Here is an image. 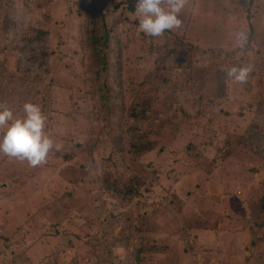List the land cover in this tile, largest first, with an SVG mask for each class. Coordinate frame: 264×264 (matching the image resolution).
Masks as SVG:
<instances>
[{
  "label": "rangeland",
  "instance_id": "374dc122",
  "mask_svg": "<svg viewBox=\"0 0 264 264\" xmlns=\"http://www.w3.org/2000/svg\"><path fill=\"white\" fill-rule=\"evenodd\" d=\"M132 4L0 0V104L53 141L0 154V264H118L126 218L146 264H264V0H185L155 38Z\"/></svg>",
  "mask_w": 264,
  "mask_h": 264
},
{
  "label": "clouds",
  "instance_id": "9594fccd",
  "mask_svg": "<svg viewBox=\"0 0 264 264\" xmlns=\"http://www.w3.org/2000/svg\"><path fill=\"white\" fill-rule=\"evenodd\" d=\"M185 0H136L135 14L139 17L137 27L145 35L159 37L165 31L180 28V13ZM241 33L237 40L243 43ZM250 68L232 66L226 76L235 84L246 82ZM23 115L17 117L4 104H0V154L16 158L36 167L45 162L53 148V141L46 132V117L39 104L26 102Z\"/></svg>",
  "mask_w": 264,
  "mask_h": 264
},
{
  "label": "trees",
  "instance_id": "16d2710c",
  "mask_svg": "<svg viewBox=\"0 0 264 264\" xmlns=\"http://www.w3.org/2000/svg\"><path fill=\"white\" fill-rule=\"evenodd\" d=\"M130 10L132 11V13L135 12V4H132ZM144 118L145 117H143V120H144ZM118 192H119V194H122L123 191L122 190H118ZM136 192H137V190H134L133 188H131V189H128L126 191V193H124V194H125L126 197H130L133 193H136ZM126 220L128 221L127 231L129 232V235L128 236L125 235L126 230H124V233L119 238L121 240V242H120V244L117 247L118 248L119 247H125V250H126V253L127 254L125 253L126 254L125 255L123 253L124 255H123L122 258H117L118 255L115 254L114 256H112L113 257L112 261L115 262L114 261L115 259H119L118 260L119 263L123 264L122 261L124 260V262H125L124 264H127V261H126V257H127V259L129 260L130 264H146V263H144V259L146 258V256L149 255V253L147 252V250L149 249V247H151V245H148L149 244L148 242L143 243L144 246H142L140 249H137V250H139V252H136L137 250L134 253H133V251H131L132 250L131 247L132 246H135L136 245V241H138L137 240L138 235L144 229H143L142 226H139L137 228V222H136V224H133V222H131V224H130L129 218H126ZM94 237H97V236H94ZM94 237H93V239H94ZM98 239L99 240H97V239H95V240H97L99 243L96 242V241H92V240L90 241V244H91L92 247L93 246H96L97 244L104 243L103 241L100 240L101 238H98ZM94 244H96V245H94ZM102 249L108 250L109 253H111V252L118 253V251L116 249H114V248H102ZM120 249H122V248H120Z\"/></svg>",
  "mask_w": 264,
  "mask_h": 264
}]
</instances>
